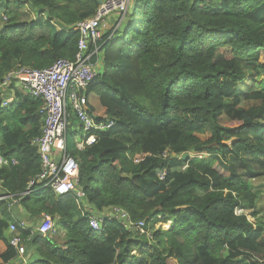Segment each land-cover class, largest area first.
Here are the masks:
<instances>
[{
  "label": "trees",
  "instance_id": "obj_1",
  "mask_svg": "<svg viewBox=\"0 0 264 264\" xmlns=\"http://www.w3.org/2000/svg\"><path fill=\"white\" fill-rule=\"evenodd\" d=\"M98 8L99 0H0V83L19 67L74 59V27ZM121 28L103 36L102 71L87 89L102 106L99 116L90 110L96 122L114 126L88 135L83 151L68 132L85 199L36 182L41 99L12 86L13 100L0 105V155L18 161L0 168V264L19 258L11 224L36 254L30 264H264L252 185L264 176V0H133ZM116 207L145 222V234L106 216ZM20 208L29 224L50 216L64 242L22 227Z\"/></svg>",
  "mask_w": 264,
  "mask_h": 264
},
{
  "label": "built area",
  "instance_id": "obj_2",
  "mask_svg": "<svg viewBox=\"0 0 264 264\" xmlns=\"http://www.w3.org/2000/svg\"><path fill=\"white\" fill-rule=\"evenodd\" d=\"M132 4L133 0H99V8L95 15L79 21L74 27L80 36L74 59H60L44 69L19 67L8 73L0 83V104L3 106H7L10 100L3 101L2 96L5 90L10 89L13 84L19 85L32 97L41 99L44 124L41 136L36 139V144L42 171L36 182L39 185L50 186L58 196L73 194L78 200L86 197L79 185V162L67 153V129L71 116L78 118L85 135L93 131L106 132L114 126L112 121L97 123L93 118L89 109L90 100L87 89L98 74L99 44L104 36L103 30L107 27V22L110 18H116V24L109 36L111 38L121 27ZM91 142L92 137L87 140V143L84 141L78 143V147L84 150L86 144ZM164 156L167 157L168 152ZM143 160L144 158H137L135 162ZM11 164L15 166L18 162L12 160L11 163L10 160L0 155L1 168L11 166ZM165 176V172L159 173L160 180H164ZM35 185V181L30 183L32 189ZM236 213L241 215L243 210H237ZM106 216L115 217L121 225L145 234V222H133L122 208H113ZM101 222L95 216L89 219L91 228L96 231L101 230ZM17 230L15 224L10 225V245L15 247L19 257L23 258L26 247ZM37 232L43 236L55 233L54 221L49 216H45Z\"/></svg>",
  "mask_w": 264,
  "mask_h": 264
},
{
  "label": "crops",
  "instance_id": "obj_3",
  "mask_svg": "<svg viewBox=\"0 0 264 264\" xmlns=\"http://www.w3.org/2000/svg\"><path fill=\"white\" fill-rule=\"evenodd\" d=\"M131 9H132V7H131ZM131 11V10H130ZM116 18L115 17H113V18H110L109 19V21L107 22V27L103 30V32H104V35L106 34V33H108V32H111V31H113V27L115 26V24H116V20H115ZM121 28V27H120ZM119 28V29H120ZM121 30H123L122 28H121ZM120 30V31H121ZM106 31V32H105ZM98 60V59H97ZM99 64H98V66H97V69H98V72L99 71H102V56L100 55L99 56V62H98ZM12 86H14V87H16V88H18L19 90H21V91H23L24 93H26L19 85H15V84H13ZM7 92V90H5V92H4V94ZM10 94L12 97L10 98V99H7V100H13V94H14V88L12 87V88H10V89H8V92L6 93V94ZM3 94V95H4ZM26 94H28V93H26ZM28 95H30V94H28ZM31 96V95H30ZM96 96H94V95H89V109L90 110H92L91 108H94V110H95V114L96 115H100V113L102 112V106H101V104H100V101H99V99H98V97H96L97 99H98V102H99V105H100V108L98 109L97 108V106H96V104H95V102L93 101V99L95 98ZM4 98L5 97H3L2 96V99H3V101H6V100H4ZM2 107H6V106H3L2 104H0ZM243 107V106H242ZM72 116H74V115H72ZM72 116H71V118H72ZM93 116V115H92ZM76 117V116H75ZM71 118H70V120H71ZM77 118V117H76ZM93 118L95 119V116H93ZM78 119V118H77ZM70 122V121H69ZM102 123V122H101ZM105 123V122H104ZM70 125V124H69ZM80 126H81V124H80ZM43 127V126H42ZM69 127V126H68ZM81 129H82V126H81ZM83 130V129H82ZM41 132H42V129H41ZM84 132V131H83ZM90 135V134H89ZM87 136L88 135H85V132H84V134H83V136L81 137V138H79V139H76L75 138V144H76V149L78 150V151H83V150H80L79 149V147H78V143H80V142H82V141H84L85 143H87V140H89L90 138H88L87 139ZM67 142H68V129H67ZM229 144H230V142H228ZM91 144V143H90ZM90 144H86V146H88V145H90ZM85 146V147H86ZM67 153H68V149H67ZM8 160H10V159H8ZM12 160H15V159H12ZM12 160H10L11 161V163H12ZM17 161V160H16ZM18 162V161H17ZM18 165V164H17ZM12 166H14V165H12L11 164V166H8V167H12ZM16 166V165H15ZM1 168V167H0ZM2 168H4V167H2ZM256 181H257V183H256ZM252 185H253V191H258L259 192V190H258V187H264V176L263 177H257V178H254L253 180H252ZM261 185V186H260ZM260 193V192H259ZM58 196V195H57ZM19 215L20 216H18V217H16V218H19L18 220H21V223H20V225L22 226V224H23V227L24 228H26V229H29V230H35V231H37V229L39 228V226H40V224H41V222H42V220L45 218V216H48V215H46V214H43V217L40 219L41 221L40 222H36V223H28L27 222V220L25 219L26 217H27V212L24 210V209H22V208H20V210H19ZM50 217V216H49ZM259 217V216H258ZM51 218V217H50ZM52 219V218H51ZM53 220V219H52ZM55 223V222H54ZM38 224V226L36 227L35 225H37ZM55 227H56V224H55ZM56 229H57V227H56ZM60 232H62L63 233V236H64V238H65V233L63 232V231H61L60 230ZM56 237V236H55ZM61 238V237H60ZM60 238H55L56 239V241H57V243H62V242H64V239H60ZM27 253H25V255H24V257L23 258H21V257H19L18 259H15L14 261H12L10 264H30V263H32V261H33V259L36 257V254H34V252H28V251H26Z\"/></svg>",
  "mask_w": 264,
  "mask_h": 264
},
{
  "label": "rangeland",
  "instance_id": "obj_4",
  "mask_svg": "<svg viewBox=\"0 0 264 264\" xmlns=\"http://www.w3.org/2000/svg\"><path fill=\"white\" fill-rule=\"evenodd\" d=\"M127 22V21H126ZM125 22V23H126ZM106 32V31H105ZM243 62V61H242ZM245 83L248 85V84H250V83H248V81H245ZM243 84V83H242ZM251 85H252V82H251ZM250 85V86H251ZM249 86V87H250ZM240 89H241V91H246V90H248V88L247 87H244L243 85H241L240 86ZM249 91V90H248ZM247 92V91H246ZM93 101L95 102V104H96V106H97V108L99 109L100 108V105H99V102H98V99L95 97L94 99H93ZM259 105V103L258 102H255V101H246V100H244V102H243V100H242V106H243V108H245V109H249V108H251V107H253V106H258ZM225 122H227V120H226V118H224V120H223V124L225 123ZM68 132L71 134V135H73L76 139H79V138H81L82 136H83V134H84V132H83V130L81 129V126H80V122H79V120L75 117V116H72V118H71V120H70V125H69V127H68ZM209 134H207V135H201L200 136V138L201 139H203V140H205V139H208L209 138ZM194 154H192L191 156H193ZM256 183H257V181H256ZM261 186V185H260ZM258 190H259V201H258V206H257V212H258V216H259V218H261L263 221H264V187H258ZM244 213H246L247 215H248V217H249V219L252 221V222H255V218L251 215L252 213H253V210H246V211H243V214ZM107 215V214H106ZM41 220H38V222H40ZM171 224H168L167 226H164L165 227V229H168L169 228V226H170ZM36 227L38 226V224L37 225H35ZM53 236H56V238H60V239H64V236H63V233L62 232H60V231H57L56 230V232L55 233H53L52 234ZM133 264H135V263H133Z\"/></svg>",
  "mask_w": 264,
  "mask_h": 264
},
{
  "label": "water",
  "instance_id": "obj_5",
  "mask_svg": "<svg viewBox=\"0 0 264 264\" xmlns=\"http://www.w3.org/2000/svg\"><path fill=\"white\" fill-rule=\"evenodd\" d=\"M188 158H189V155H185V156H184V159H188Z\"/></svg>",
  "mask_w": 264,
  "mask_h": 264
}]
</instances>
